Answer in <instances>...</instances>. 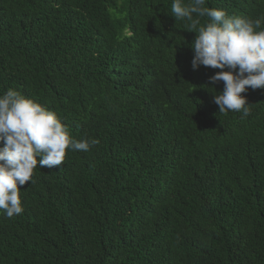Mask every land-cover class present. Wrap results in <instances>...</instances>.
<instances>
[{"label": "trees", "instance_id": "16d2710c", "mask_svg": "<svg viewBox=\"0 0 264 264\" xmlns=\"http://www.w3.org/2000/svg\"><path fill=\"white\" fill-rule=\"evenodd\" d=\"M171 4L0 0V93L99 140L37 165L23 213L0 212V264H264V88L248 117L219 113L221 70H193ZM205 6L264 27V0Z\"/></svg>", "mask_w": 264, "mask_h": 264}, {"label": "clouds", "instance_id": "9594fccd", "mask_svg": "<svg viewBox=\"0 0 264 264\" xmlns=\"http://www.w3.org/2000/svg\"><path fill=\"white\" fill-rule=\"evenodd\" d=\"M205 5L206 0H172L171 15L190 22L189 31L197 33L193 70H221L209 78L212 85L224 84L221 92H213L219 113L240 112L246 118L251 104L242 93L264 88V27L259 19ZM202 18L208 22L202 24ZM0 142V212L13 218L24 211L21 188L35 183L38 164L62 165L68 150L87 152L99 140L73 138L55 111L9 88L0 93Z\"/></svg>", "mask_w": 264, "mask_h": 264}]
</instances>
